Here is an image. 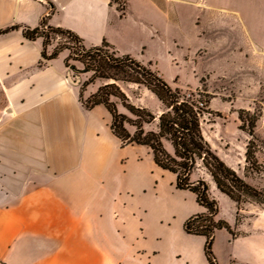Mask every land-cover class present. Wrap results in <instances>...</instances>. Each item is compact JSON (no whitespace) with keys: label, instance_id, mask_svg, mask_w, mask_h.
Returning a JSON list of instances; mask_svg holds the SVG:
<instances>
[{"label":"crops","instance_id":"crops-1","mask_svg":"<svg viewBox=\"0 0 264 264\" xmlns=\"http://www.w3.org/2000/svg\"><path fill=\"white\" fill-rule=\"evenodd\" d=\"M167 3L127 0L121 15L110 0H0V264H209L204 236L183 227L203 210L194 192L145 145H122L103 105H82L66 49L42 59V38L22 32L45 18L161 73L152 52H172L158 24L175 18ZM263 215L248 229L234 219L227 244L261 259L241 263L264 264Z\"/></svg>","mask_w":264,"mask_h":264},{"label":"rangeland","instance_id":"rangeland-1","mask_svg":"<svg viewBox=\"0 0 264 264\" xmlns=\"http://www.w3.org/2000/svg\"><path fill=\"white\" fill-rule=\"evenodd\" d=\"M162 1L166 7L167 2ZM167 4L173 6L175 18L171 22L164 16L158 24L160 37L172 42V52L166 53L155 43L152 54L163 75L158 71L159 74L171 86H178L183 91L197 88L207 95L211 113L202 121L204 137L216 154L239 175L264 190V0H173ZM51 41L57 46L64 44L66 38L54 37ZM70 63L82 67L78 60L70 59ZM69 73L75 77L72 71ZM90 76V72L81 73L77 79L84 82ZM102 82L96 79L87 90L93 92ZM119 85L133 104L147 106L154 113L160 112L161 103L146 87L126 82ZM115 101L120 111L127 112L118 100ZM241 109L258 117L253 128L258 169H252L245 162L251 126L239 120ZM203 175L210 190L217 195L218 216L233 226V201L214 187L208 175ZM197 177L198 174H192L194 180ZM240 206L242 218L238 224H245L247 229L258 215L264 214V207L257 203L242 202ZM262 221L264 223V215ZM235 230L238 234L241 232L236 226ZM230 235L225 228L214 234L213 252L219 264L245 257L261 261L257 255L227 244L226 237Z\"/></svg>","mask_w":264,"mask_h":264},{"label":"trees","instance_id":"trees-1","mask_svg":"<svg viewBox=\"0 0 264 264\" xmlns=\"http://www.w3.org/2000/svg\"><path fill=\"white\" fill-rule=\"evenodd\" d=\"M126 1L110 0V4H114L121 15H124ZM22 32L29 39L42 38V59L52 60L63 49L68 50L65 64L73 72L75 79L77 76L79 78L81 73H91L89 78L79 83V99L82 105L86 109L103 105L111 114L112 133L121 140L122 145H145L157 165L175 174V186L178 189L194 192L196 202L203 210L187 217L183 227L188 233L204 236V254L209 264H219L213 252L214 234L222 228L231 234V238L238 233L225 219L218 216L219 201L211 194L210 184L203 174L208 175L215 187L235 204L236 224L242 218L239 213L242 202H253L264 207V190L239 175L235 168L216 154L204 137L202 121L211 113L207 95L197 88L183 91L178 86H171L150 64L143 63L132 55L118 53L106 40L100 45L86 47L83 39L74 31L51 26L45 18H42L38 27H25ZM54 37H65L66 41L47 51V48L52 46L51 40ZM66 42L71 43V47L67 46ZM70 59L80 61L82 67L70 63ZM96 79L103 82L85 96L88 85ZM120 82L146 87L158 98L162 105L161 111L154 113L147 106L133 104L119 85ZM115 100H118L127 112L120 111ZM239 118L243 124L248 123L251 126L244 153L245 162L252 169H258L259 162L255 154L257 144L253 132L258 117L241 109ZM193 173L198 174L195 180L192 178ZM229 264L247 263L231 259Z\"/></svg>","mask_w":264,"mask_h":264},{"label":"built area","instance_id":"built-area-1","mask_svg":"<svg viewBox=\"0 0 264 264\" xmlns=\"http://www.w3.org/2000/svg\"><path fill=\"white\" fill-rule=\"evenodd\" d=\"M68 79H70V78H68Z\"/></svg>","mask_w":264,"mask_h":264}]
</instances>
